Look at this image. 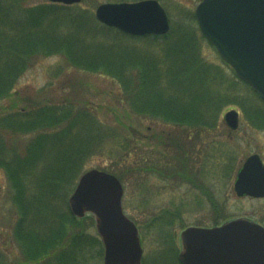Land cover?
I'll list each match as a JSON object with an SVG mask.
<instances>
[{"label":"trees","instance_id":"trees-1","mask_svg":"<svg viewBox=\"0 0 264 264\" xmlns=\"http://www.w3.org/2000/svg\"><path fill=\"white\" fill-rule=\"evenodd\" d=\"M27 2L0 0V103L17 99L0 106V169L19 211L14 237L23 264H93L104 254L102 241L90 232L94 220L74 217L68 200L88 161L104 153L115 132L90 104L21 98L15 86L36 61L61 55L76 69L111 77L133 114L198 140L209 138L231 107L241 108L254 128L264 130V98L226 63L204 59L207 40L189 19L163 37H133L102 25L84 6ZM31 134L19 148L14 139ZM185 165L181 161L180 169ZM180 209H165L146 226L162 246L156 254L168 253L173 264H180L171 232Z\"/></svg>","mask_w":264,"mask_h":264},{"label":"rangeland","instance_id":"rangeland-1","mask_svg":"<svg viewBox=\"0 0 264 264\" xmlns=\"http://www.w3.org/2000/svg\"><path fill=\"white\" fill-rule=\"evenodd\" d=\"M122 1L134 0H83L77 6L89 8L95 16L99 5ZM159 1L167 10L172 27L186 19L198 27L195 11L202 0ZM46 3L48 0H28L25 6ZM202 55L207 62L225 67L217 50L206 41ZM15 92L24 100L60 102L67 99L90 104L97 110L99 119L111 126L116 138L108 143L102 155L88 161L81 175L98 169L121 180L125 191L124 211L140 229L143 264L151 259L154 264H173L168 253L156 254L162 246L153 232L146 231L148 221L165 209L181 206L180 218L174 219L171 230L178 248L177 259L181 251L180 234L190 226H220L237 218L252 219L264 226V199L239 198L234 190L237 174L246 158L259 154L264 160V130L254 128L241 108L228 109L240 112V126L236 131L225 124L223 113L212 135L198 140L197 136H190L172 125L133 114L121 101V86L116 80L76 69L61 55L36 61L19 79ZM16 100L14 96L0 106ZM25 104L20 102L19 106ZM34 136L22 135L14 141L19 148H24ZM122 146L125 147L119 149ZM178 146L183 147L179 152ZM181 161L187 164L183 170ZM12 196V186L5 171L0 169L2 264H23L25 259L14 237L19 211ZM90 232L97 234L95 222ZM103 257L93 264H103Z\"/></svg>","mask_w":264,"mask_h":264},{"label":"water","instance_id":"water-1","mask_svg":"<svg viewBox=\"0 0 264 264\" xmlns=\"http://www.w3.org/2000/svg\"><path fill=\"white\" fill-rule=\"evenodd\" d=\"M65 5L82 0H48ZM95 17L100 23L131 36H165L171 23L158 0L104 3ZM199 28L235 70L264 98V0H203L196 9ZM237 130L239 112L224 118ZM238 197L264 198V163L259 154L246 159L234 185ZM124 186L106 171L84 172L68 206L78 219L92 216L104 245L103 264H143L138 226L124 212ZM181 264H264V226L238 218L220 226H191L180 234Z\"/></svg>","mask_w":264,"mask_h":264}]
</instances>
